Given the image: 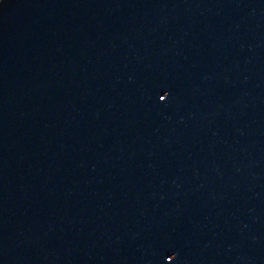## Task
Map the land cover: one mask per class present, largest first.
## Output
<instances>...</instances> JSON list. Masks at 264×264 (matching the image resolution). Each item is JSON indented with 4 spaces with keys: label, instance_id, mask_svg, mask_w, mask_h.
Wrapping results in <instances>:
<instances>
[{
    "label": "water",
    "instance_id": "obj_1",
    "mask_svg": "<svg viewBox=\"0 0 264 264\" xmlns=\"http://www.w3.org/2000/svg\"><path fill=\"white\" fill-rule=\"evenodd\" d=\"M0 264H264V0H0Z\"/></svg>",
    "mask_w": 264,
    "mask_h": 264
},
{
    "label": "snow or ice",
    "instance_id": "obj_2",
    "mask_svg": "<svg viewBox=\"0 0 264 264\" xmlns=\"http://www.w3.org/2000/svg\"><path fill=\"white\" fill-rule=\"evenodd\" d=\"M168 95H169L168 92H164V94H163L162 96H160V99L163 100V99H165V97H167ZM174 255H175V254L173 253V255H170V256H168L167 258H168L169 260H171V259H173Z\"/></svg>",
    "mask_w": 264,
    "mask_h": 264
}]
</instances>
